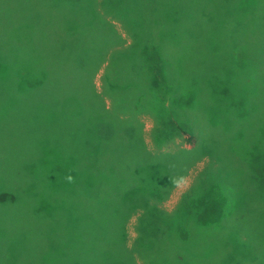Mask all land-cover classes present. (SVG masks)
Instances as JSON below:
<instances>
[{
    "label": "rangeland",
    "instance_id": "1",
    "mask_svg": "<svg viewBox=\"0 0 264 264\" xmlns=\"http://www.w3.org/2000/svg\"><path fill=\"white\" fill-rule=\"evenodd\" d=\"M15 81L67 88L95 116L90 142L65 120L71 139L46 132L44 152L33 137L48 121L25 129L24 105L0 99L13 154L0 164V264H264V0H0V84ZM74 150L72 169L60 158ZM80 165L96 178L97 225L84 229ZM200 196L228 199L209 219L235 232L181 219L201 214ZM123 219L126 241L93 229ZM139 222L161 238L142 246Z\"/></svg>",
    "mask_w": 264,
    "mask_h": 264
},
{
    "label": "trees",
    "instance_id": "2",
    "mask_svg": "<svg viewBox=\"0 0 264 264\" xmlns=\"http://www.w3.org/2000/svg\"><path fill=\"white\" fill-rule=\"evenodd\" d=\"M99 65V64H98ZM97 69V67H96ZM21 72V71H17ZM95 72V71H94ZM4 74L13 76L10 71L5 72ZM21 76L23 78V74L21 73ZM51 88V89H50ZM67 88H61L58 86L49 87L47 91L43 94L42 90H39V87L33 88L31 82H14V83H1L0 84V99L3 101V105H13L14 101H16V104H23L24 105V113L23 117H19L26 123L22 126L26 129L28 127L30 130L33 126L38 127V130L43 129V122L48 121V128L47 131H45L42 135H34L33 141L35 143V146L46 152L48 151V147H43L45 143L42 140L43 135L47 132L50 137V144H52L56 139H59L61 141L70 140L71 138L68 136L65 138V136H62L61 134L57 133V128L59 126V123L61 121L68 120L70 125H75L77 122L75 120H81V136H82V142L85 144V142H90V138L92 137V133L89 129V119L91 116H95V110H94V103L85 98L84 96H77L72 94L69 90L66 91ZM82 90L88 92L93 98L95 95H97L94 84L91 82V86H86L85 84L82 85ZM50 96H53L50 97ZM77 96V97H76ZM34 102V103H32ZM25 103V104H24ZM92 108V109H91ZM38 116L40 117V125L37 124V122L32 121V119L39 120ZM177 126H181L178 125ZM183 127V126H181ZM169 134V131H168ZM65 138V139H64ZM188 141L190 143H194L193 138L189 136ZM2 146L0 147V164H9L13 159V154L11 153L10 149L6 147V142H1ZM14 146L13 143L9 145ZM65 146V145H64ZM15 147V146H14ZM92 148H88L83 146L82 152H89ZM23 155H19V159L23 158ZM76 151L74 150V154L67 155L61 154L60 161H64L66 164H71L72 169L76 168ZM83 170H85V173H80L78 170L79 178H82V185H83V193L84 196L82 197V206H83V220L81 221V227L82 229L87 228L89 226H95L97 225L94 221V213L92 211L93 205H94V190L96 188L95 184V174L92 172V168H90L88 165H80ZM72 186V185H71ZM17 187H13V191H15ZM19 190V189H17ZM16 190V191H17ZM158 195V194H157ZM197 201H194L195 208L198 209V211L201 213H197L194 210L191 211H183L184 213L181 215V219L186 220L189 224H201L204 223L203 227L205 226H218L220 229H226L223 228V223L218 224L221 219L224 216V209L228 206V199L223 200L214 198L212 199L211 196L207 197H198ZM186 199H184L185 202ZM182 203L181 206H185L186 203ZM143 206V209L150 207V203H146L141 205ZM223 206H225L223 208ZM138 207V206H137ZM137 207H132L127 209L126 216L130 211H133ZM204 213V214H203ZM177 214V213H176ZM216 214L218 217H216L217 224H211V221L209 218H211V215ZM74 216V215H73ZM225 217V216H224ZM124 218V219H125ZM173 218H177V215ZM124 219H123V225L120 228L117 229H99V228H93L96 232L100 233V236L98 238L104 239L106 238H112L117 240H123L126 241L128 235L126 234V230H123L124 226ZM262 219V218H259ZM258 219V220H259ZM209 221V222H208ZM139 225L140 222H139ZM228 226V225H227ZM235 225H229V227H234ZM247 225H245L246 227ZM229 227H227L229 229ZM239 226H236V228ZM235 228V229H236ZM226 229L227 231L235 232L233 228ZM224 235L225 232H222ZM228 233V232H227ZM245 238L251 239L250 234L243 233L242 234ZM252 235V234H251ZM9 238L13 237L9 234ZM253 237V235H252ZM160 234L158 231H151L147 226L141 225V228H139V236H138V243H142V246H144L147 242H152L155 240L160 239ZM253 239V238H252ZM251 241V240H250ZM249 241H246L248 243ZM136 247V246H135ZM138 247V246H137ZM136 247V248H137ZM142 248L141 246H139ZM135 251V249H134ZM153 261L150 263L152 264Z\"/></svg>",
    "mask_w": 264,
    "mask_h": 264
},
{
    "label": "clouds",
    "instance_id": "3",
    "mask_svg": "<svg viewBox=\"0 0 264 264\" xmlns=\"http://www.w3.org/2000/svg\"><path fill=\"white\" fill-rule=\"evenodd\" d=\"M170 179H171V183L173 185H175V187H177V188H181V187L185 186L186 183H187V178L185 176H183V175H179V176H177L175 178H170ZM67 180L69 182H72L73 177L71 175H69L67 177Z\"/></svg>",
    "mask_w": 264,
    "mask_h": 264
}]
</instances>
